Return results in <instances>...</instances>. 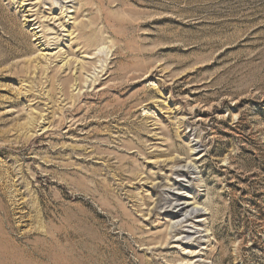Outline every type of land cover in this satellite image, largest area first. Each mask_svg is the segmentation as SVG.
Masks as SVG:
<instances>
[{
    "label": "rangeland",
    "instance_id": "374dc122",
    "mask_svg": "<svg viewBox=\"0 0 264 264\" xmlns=\"http://www.w3.org/2000/svg\"><path fill=\"white\" fill-rule=\"evenodd\" d=\"M0 244V264H264V0H0Z\"/></svg>",
    "mask_w": 264,
    "mask_h": 264
},
{
    "label": "bare ground",
    "instance_id": "6f19581e",
    "mask_svg": "<svg viewBox=\"0 0 264 264\" xmlns=\"http://www.w3.org/2000/svg\"><path fill=\"white\" fill-rule=\"evenodd\" d=\"M72 20H74L73 19V17H72ZM30 22H32V21H30ZM72 26V25H71ZM83 26V25H82ZM66 53V52H65ZM69 55V54H68ZM44 57V56H43ZM65 58H67V57H65ZM85 58V57H84ZM84 58L83 57H78V58H75V60H74V62H77L79 65H80V67H79V70L82 72V71H84L85 69H84V65H85V63H83V60H84ZM67 62L69 63V64H71L70 62H71V60L70 59H68L67 61H66V63L65 64H67ZM77 72H78V70H77ZM80 75H81V73L79 72V77H80ZM78 77V78H79ZM95 82V81H94ZM79 85V84H78ZM77 85V86H78ZM196 150V149H195ZM191 152V151H190ZM189 152V153H190ZM192 153V152H191ZM191 156V155H190ZM189 156V157H190ZM191 158V157H190ZM181 159V158H180ZM180 159H175V161L177 162V163H180L181 162V160ZM187 159V158H186ZM184 160V159H183ZM193 160V159H192ZM190 161H191V159H190ZM187 164V163H186ZM193 166V165H192ZM184 167V166H183ZM183 170V169H182ZM167 180V179H166ZM162 184V181H160L159 183H158V185H161ZM179 195V194H178ZM162 197V196H161ZM161 197H160V199L157 201V205H161L163 202L162 201H165L164 199L162 200L161 199ZM180 199H178L176 202H174L173 204H169V207H168V209H167V213H168V216L170 217V219L173 221L174 220V222H173V224H172V226L171 227H175V226H177V228L179 227V228H181L182 227V225H183V227H187V229L186 230H184L183 232L181 231V233H179V237H181V236H183L182 237V239H189V238H191V236H193L194 234L196 235L198 232H196V230H197V228H199L198 226L199 225H192V224H190V223H192V222H190V223H188V224H185L187 221H188V218H190V217H192V216H196V215H198L199 214V212H200V210H199V208L198 207H196V206H192L191 204L192 203H190V202H188V200H185L184 198L185 197H179ZM194 198V197H193ZM193 200V199H192ZM165 204H167V202H164ZM168 203H170V201L168 202ZM195 203V202H194ZM198 205V204H197ZM167 215V214H166ZM195 220V219H194ZM201 221V220H200ZM200 221H198V222H200ZM204 221V220H203ZM197 222V221H196ZM204 225V224H203ZM195 228V232H193L192 231V229H194ZM180 230V229H179ZM178 229H176V227H175V229H174V231H176V232H178L179 231ZM201 231V230H200ZM192 232H193V234H192ZM205 233V232H204ZM205 236V235H204ZM6 237V236H5ZM170 237V236H169ZM209 239V238H208ZM207 239V240H208ZM10 240V239H9ZM5 241V240H4ZM8 241V240H7ZM9 242V241H8ZM1 243H3V241H1ZM12 243V242H11ZM5 244V243H4ZM0 245H3V244H0ZM13 245V244H12ZM6 247L7 246H9V245H5ZM187 246V245H186ZM10 247V246H9ZM189 247V246H188ZM1 248V247H0ZM11 248V247H10ZM13 248V247H12ZM16 249V248H15ZM191 249V248H190ZM4 250V249H3ZM19 250V249H18ZM185 250V249H184ZM183 250V251H184ZM0 251H1V249H0ZM190 250H188V253H194V252H189ZM16 252H17V249H16V251L14 250V251H12L11 253L10 252H7V251H5V252H1L0 253V261H4V260H2V259H12V258H16ZM25 253V252H24ZM15 256H13V255ZM23 254V253H22ZM21 254V255H22ZM21 257L22 256H20V259H21ZM26 257V256H25ZM29 258H30V256H29ZM23 259H21V261H22ZM24 260H25V258H24ZM31 260H33V259H31ZM14 261H15V259H14ZM20 261V260H19ZM18 260H17V264H18V262H19ZM10 262V261H9ZM12 262V261H11ZM22 262H26V261H22ZM21 262V263H22ZM32 262V264H33V261H31ZM30 262V263H31ZM191 262V261H190ZM13 263V262H12ZM16 263V262H15ZM20 263V262H19ZM55 263H57V262H55ZM2 264V263H1ZM25 264V263H24ZM27 264V263H26ZM35 264V263H34ZM37 264V263H36ZM62 264H64V263H62Z\"/></svg>",
    "mask_w": 264,
    "mask_h": 264
}]
</instances>
